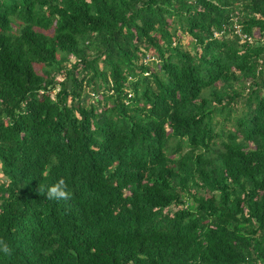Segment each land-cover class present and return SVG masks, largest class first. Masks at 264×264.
Masks as SVG:
<instances>
[{"label": "trees", "instance_id": "16d2710c", "mask_svg": "<svg viewBox=\"0 0 264 264\" xmlns=\"http://www.w3.org/2000/svg\"><path fill=\"white\" fill-rule=\"evenodd\" d=\"M0 173V264H264V0H0Z\"/></svg>", "mask_w": 264, "mask_h": 264}, {"label": "rangeland", "instance_id": "374dc122", "mask_svg": "<svg viewBox=\"0 0 264 264\" xmlns=\"http://www.w3.org/2000/svg\"><path fill=\"white\" fill-rule=\"evenodd\" d=\"M46 32L47 33H51V30H48ZM179 34L182 35V40H183L184 47L191 50L192 49V44H193L192 42H194L192 37L190 35H188L187 33H182V31H179ZM255 35L257 37L260 36V34L258 33L257 30L255 32ZM153 53H154V50L150 49V51L147 54L148 55H153ZM34 66H35V68H36V70L38 72H41V70H43V68L45 67L44 65H42L40 63H35ZM101 66H102V64H101ZM100 92L101 91H99L97 93H94L92 91L91 87L87 88L85 90V94L83 96L84 102L87 103V104H90L91 102H96L98 97H99ZM54 95H55V92L52 93V96H54ZM100 96H102V95H100ZM232 107L236 108V111H234L232 113V116H234V117H238L239 115H242L243 110H245V104H244V102H242L241 98H239V99L237 98L236 101H234V103L232 104ZM217 119H221V121H222L223 120V116L222 115H218ZM232 120H234V119H232ZM226 125H227L228 128H232L233 127L231 122L230 123L229 122L226 123ZM174 143H175L174 140L170 141V145H173ZM187 149L188 148L186 147L185 150H187ZM0 175H2V174L0 173ZM190 202H192V201H190Z\"/></svg>", "mask_w": 264, "mask_h": 264}, {"label": "clouds", "instance_id": "9594fccd", "mask_svg": "<svg viewBox=\"0 0 264 264\" xmlns=\"http://www.w3.org/2000/svg\"><path fill=\"white\" fill-rule=\"evenodd\" d=\"M45 195L48 199L51 200H61L67 199L70 193L67 191V186L65 184V180L61 177L54 183L48 184L45 187ZM10 249L8 244L0 240V253L8 254Z\"/></svg>", "mask_w": 264, "mask_h": 264}, {"label": "built area", "instance_id": "2783aa9c", "mask_svg": "<svg viewBox=\"0 0 264 264\" xmlns=\"http://www.w3.org/2000/svg\"><path fill=\"white\" fill-rule=\"evenodd\" d=\"M238 33L240 34L241 33V30L240 29H237ZM243 37H245V35H243ZM249 40H251L250 37H248Z\"/></svg>", "mask_w": 264, "mask_h": 264}]
</instances>
